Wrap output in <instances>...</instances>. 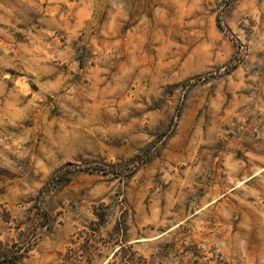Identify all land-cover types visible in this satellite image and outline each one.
I'll list each match as a JSON object with an SVG mask.
<instances>
[{
    "label": "rangeland",
    "instance_id": "1",
    "mask_svg": "<svg viewBox=\"0 0 264 264\" xmlns=\"http://www.w3.org/2000/svg\"><path fill=\"white\" fill-rule=\"evenodd\" d=\"M0 264H264V0H0Z\"/></svg>",
    "mask_w": 264,
    "mask_h": 264
}]
</instances>
